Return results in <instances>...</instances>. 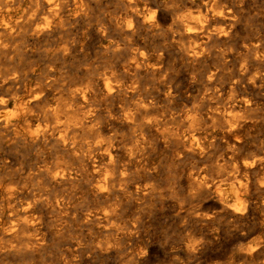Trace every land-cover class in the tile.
<instances>
[{"label":"rangeland","instance_id":"374dc122","mask_svg":"<svg viewBox=\"0 0 264 264\" xmlns=\"http://www.w3.org/2000/svg\"><path fill=\"white\" fill-rule=\"evenodd\" d=\"M31 1L20 0L18 14ZM55 3L57 24L38 36L10 37V47L0 48V73L19 75L10 90L0 87V264H258L240 252V235L264 232L261 205L246 218L219 215L208 223L188 211L212 198L193 194V176L227 186L248 181L253 197L264 194V0ZM39 7L44 25L51 7ZM130 8L139 19L128 25L120 19ZM155 8L162 13L152 25ZM218 11L237 17L233 30L202 37L206 53L188 56L184 51L194 42L178 34L175 23L201 24ZM209 23L210 29L223 25ZM107 82L128 89L108 92ZM33 94L41 100L27 112L18 110L16 99ZM140 96L155 105L126 118ZM55 106L70 115L68 140L28 135V124L41 135L67 122L49 118ZM80 115L84 125L76 120ZM252 162L257 167L251 173L241 172ZM62 169L69 175L56 177ZM189 239L201 243L194 252L183 247Z\"/></svg>","mask_w":264,"mask_h":264},{"label":"bare ground","instance_id":"6f19581e","mask_svg":"<svg viewBox=\"0 0 264 264\" xmlns=\"http://www.w3.org/2000/svg\"><path fill=\"white\" fill-rule=\"evenodd\" d=\"M57 0H44L43 2L40 1V0H33L32 2V6L31 8L27 11H24L20 14H18V9L21 7L20 5V0L16 1V0H0V48L3 49V50H7L9 47H10V44H9V39L10 37H13L15 35H18V34H23L25 32H29L31 35L33 36H38L40 33H43L44 31L50 29V27L52 26V24L54 23L55 21V17H56V14H57V11H58V8H57V4L55 3ZM127 1V0H126ZM134 0H128V3L131 5V2H133ZM156 2V1H155ZM167 2V1H166ZM60 3V2H59ZM157 3V2H156ZM161 3V2H160ZM159 3V4H160ZM165 3V2H164ZM163 3V5H164ZM217 3V2H216ZM24 4V3H23ZM40 4H46L48 5L49 7H51L50 9V13L48 16V19L44 22L45 24L44 25H41L40 24V20L39 19V6ZM214 4V3H213ZM218 4V3H217ZM30 5V4H29ZM173 5V4H172ZM213 6V5H212ZM132 7V6H130ZM137 7V6H136ZM166 7V6H165ZM217 7V5H216ZM221 7V6H220ZM29 8V7H28ZM134 8V7H133ZM214 8V7H213ZM219 8V7H218ZM22 9V8H21ZM135 9V8H134ZM160 9H153L152 11V15H151V19L152 22L151 24L154 25V24H158V19L157 20H154V17H158L160 18V12L159 11ZM223 10V9H222ZM162 11V10H161ZM136 12V11H135ZM133 10H128L126 11V13L124 12V16L122 15V17L124 18H121L120 20L123 22L126 21V23L128 25H131L133 21H136L137 22V19H139L138 15L135 13ZM172 12V11H170ZM224 11H218L216 13H212L211 17L209 16V18L205 17L204 20H206L204 23H199L198 21H191V20H182V21H178L175 23L174 26H177L179 29H180V35H186L187 38L190 39V41L194 42V44L192 45H189L188 48L184 51L186 52V54L188 56H191V57H197L198 55H200L203 52H205L204 50H202V42H199V40L202 38V37H205L206 39H210L211 37L214 38V36H221V35H226L228 33H230L233 28H234V25L235 23V19L236 18V21H237V17H234L232 14L230 13H224ZM234 12V11H233ZM138 13V12H137ZM207 13V11H206ZM167 15V14H166ZM207 15V14H206ZM232 15V16H231ZM236 16V15H235ZM57 18V17H56ZM147 18V17H146ZM174 18V17H172ZM202 18V17H201ZM239 18V17H238ZM117 19V18H116ZM141 19V17H140ZM164 19V18H163ZM169 19V18H168ZM180 19V18H178ZM211 19H218V20H221L223 22V25L221 24V28L220 29H215V28H212L210 29L209 28V21ZM154 20V21H153ZM201 20V19H200ZM120 21V22H121ZM141 21V20H140ZM168 21H171V17H170V20ZM173 21V20H172ZM176 21V20H175ZM56 22V21H55ZM174 22V21H173ZM215 22V21H214ZM115 23V22H114ZM122 23V22H121ZM57 24V22H56ZM165 24V23H164ZM212 24V23H211ZM220 24V23H219ZM55 25V24H54ZM136 25V24H135ZM134 25V26H135ZM143 25V24H142ZM145 25V24H144ZM147 25V24H146ZM150 25V24H148ZM147 25V26H148ZM216 25V24H215ZM117 26V25H116ZM122 26V24H121ZM137 26V25H136ZM135 26V27H136ZM139 26V25H138ZM173 26V27H174ZM55 27V26H54ZM101 27V25H100ZM98 28V27H97ZM123 28V27H122ZM163 28V27H162ZM177 28V29H178ZM52 29V28H51ZM102 29V28H101ZM164 29V28H163ZM215 29V30H214ZM104 30V28H103ZM172 30V29H171ZM100 31V30H99ZM167 31V30H166ZM173 31V30H172ZM175 31V29H174ZM235 31V30H234ZM102 32V31H101ZM105 32V31H104ZM168 32V31H167ZM169 32H171L169 30ZM244 32V31H243ZM60 33V32H59ZM163 33V32H162ZM234 34V32H232ZM101 34V33H100ZM173 34V33H172ZM104 35V34H103ZM24 36V35H23ZM26 36V35H25ZM29 37V35H28ZM223 37H227L228 36H223ZM178 37H176L177 39ZM230 38V37H229ZM206 39H204L206 41ZM217 39V38H216ZM213 40V39H212ZM19 41V40H18ZM118 41V40H116ZM173 41V40H172ZM175 41V40H174ZM189 41V40H188ZM180 42V41H178ZM215 42V41H214ZM20 43V41H19ZM113 43V42H112ZM188 43V42H187ZM190 43V42H189ZM16 44V43H14ZM175 44V43H174ZM180 44V43H179ZM178 44V45H179ZM184 44V43H183ZM207 44V43H206ZM20 45V44H19ZM110 45V44H109ZM208 45V44H207ZM206 45V46H207ZM184 46H186L184 44ZM16 47V46H15ZM114 47V46H113ZM121 47V46H120ZM177 47V45H176ZM264 47V46H263ZM247 48V47H245ZM12 49V48H11ZM16 49V48H15ZM117 49V47H116ZM185 49V47H184ZM206 49V48H205ZM256 49V48H255ZM131 50V48H130ZM135 50V49H134ZM182 50V48H181ZM249 50V49H248ZM264 50V49H263ZM15 52V51H14ZM144 52V51H143ZM250 52V51H249ZM257 52V51H256ZM206 53V52H205ZM254 53H255V50H254ZM130 54V53H129ZM248 54V53H247ZM16 55V54H15ZM149 55V54H148ZM156 55V54H155ZM264 55V54H263ZM4 56V55H3ZM138 65V67H140L141 64H143V60L141 61L138 56H137V53L134 52V54L132 55ZM152 56V55H151ZM144 57V55H143ZM147 57V56H146ZM161 57V56H160ZM131 58V57H130ZM154 58V57H153ZM142 59V58H141ZM159 59V57H158ZM157 59V60H158ZM192 59V58H191ZM259 59V58H258ZM195 60V59H194ZM153 61V60H152ZM260 61V60H259ZM149 62V61H148ZM151 62V61H150ZM135 63V62H134ZM147 63V62H146ZM152 64V62H151ZM147 65V64H146ZM12 68V67H10ZM18 68V67H17ZM142 68V67H141ZM158 68V67H157ZM14 70V69H13ZM246 72V71H245ZM112 73V72H111ZM106 74V73H105ZM213 75V74H212ZM113 76V75H111ZM110 76V77H111ZM117 76H115L116 78ZM253 77V75H252ZM48 78V77H47ZM114 78V79H115ZM254 78V77H253ZM258 78V77H257ZM114 79L112 81H114ZM256 79V78H255ZM259 79V78H258ZM17 80H19V75L17 74V71L14 70V71H11V69H7L5 70L4 72H1L0 73V87L2 88H5L6 90H10L11 87L13 86L14 83H17ZM116 80V79H115ZM129 80V79H128ZM260 80V79H259ZM90 81V80H89ZM111 81V80H110ZM136 82V81H135ZM99 83V82H98ZM120 83V82H119ZM127 83V82H126ZM125 84V83H124ZM123 84V85H124ZM128 84V83H127ZM133 84V83H132ZM252 84V83H251ZM90 85V84H89ZM123 85H120V84H111L110 82H107L106 83V88L104 89H107L108 92H112V91H121V90H125V89H128L127 87L123 86ZM131 86V84H130ZM254 86V85H253ZM257 86V85H256ZM20 87V86H19ZM104 87V86H103ZM133 89L135 86H131ZM17 88V87H16ZM90 89V88H89ZM136 89V88H135ZM236 89V88H235ZM17 90V89H16ZM91 90V89H90ZM2 91V89H1ZM13 91V90H12ZM140 91V90H139ZM9 92V91H8ZM105 92V91H104ZM124 92V91H123ZM19 93V92H18ZM81 93L83 96H86L88 92L87 89H83L81 90ZM107 93V92H106ZM118 93V92H117ZM125 93V92H124ZM133 93V92H132ZM140 93V92H139ZM142 93V92H141ZM144 93V91H143ZM142 93V94H143ZM147 93V92H146ZM8 94V93H7ZM13 94V93H12ZM15 94V93H14ZM138 94V93H137ZM124 95V94H123ZM144 95V94H143ZM20 96V95H19ZM120 96V95H119ZM136 96V94H135ZM2 97H5V96H2ZM125 97H126V94H125ZM141 97V96H140ZM6 98V97H5ZM128 99V98H127ZM136 99V98H134ZM149 99V98H148ZM147 98H139L138 100H136L137 102L134 103V105H131L132 107L126 112L125 116L126 118L128 119H131L132 120L134 119L133 117L136 116L138 113L140 112H147L148 109L150 108L151 106V102L150 100H148ZM153 99V98H152ZM41 100V96L39 94H33V95H30L29 97H18L16 99V104H17V109L18 110H21L22 112H27V110L32 106L33 103H36V102H39ZM124 100V99H123ZM45 101V100H44ZM132 101V99H131ZM243 101V100H242ZM250 101V100H249ZM46 102V101H45ZM135 102V101H134ZM128 103V102H126ZM247 103V102H246ZM5 104V101L4 99L0 100V105H3ZM37 104V103H36ZM44 103H41L39 105H42ZM124 104V103H123ZM250 104V103H249ZM155 105V104H153ZM152 105V106H153ZM243 105V104H242ZM246 105V104H245ZM45 106V105H44ZM44 106L42 107L43 110H44ZM127 106V105H126ZM151 106V107H152ZM248 106V105H246ZM2 107V106H1ZM40 107V106H38ZM155 107V106H154ZM4 108V107H3ZM126 108V107H124ZM152 110V108H151ZM196 110V109H195ZM122 111V110H121ZM125 111V110H124ZM150 111V110H149ZM45 112V111H44ZM114 113V112H113ZM125 113V112H124ZM48 114H49V118L50 119H59L60 117H66L65 120H67V122H65L64 124H54V125H50L51 128L44 131L40 134L38 133H34L30 128H29V124H28V127H25L26 130H27V134L30 135V136H36V137H43V138H54L58 141H63L65 143L66 139H67V136L69 134H67L69 131L67 130L69 128V121H70V115H68V112L67 111H62V109H60L58 106H55L53 108H50L48 110ZM72 114V113H71ZM123 114V113H122ZM47 115V113H46ZM45 115V116H46ZM79 115V114H78ZM123 116V115H122ZM197 116V115H196ZM62 117V118H63ZM77 117V116H76ZM124 117V116H123ZM201 117V116H200ZM219 117V116H218ZM47 118V117H46ZM73 118V117H72ZM4 120V118H3ZM29 120V119H27ZM46 120V119H45ZM80 123H82L84 125L85 121H86V118L84 115H80L77 117V119ZM10 121V120H9ZM31 121V120H30ZM48 121V120H47ZM51 121V120H50ZM174 121V120H172ZM7 122V120H6ZM73 122V121H72ZM78 122V123H79ZM135 122V121H133ZM50 123V122H49ZM81 124V125H82ZM172 124V123H171ZM140 126V125H139ZM81 127V126H80ZM142 128V126H140ZM200 127V126H199ZM28 128V129H27ZM73 128V127H72ZM87 128V127H86ZM162 128V127H160ZM88 129V128H87ZM186 129V128H185ZM74 130V129H73ZM195 130V129H194ZM232 130V129H231ZM59 131H62L63 133L61 135H58L57 133ZM75 131V130H74ZM73 131V132H74ZM95 131V130H94ZM131 131V130H130ZM71 132V131H70ZM72 133V132H71ZM79 134V132H77ZM25 134V133H24ZM26 134V135H27ZM35 134V135H34ZM91 134V133H90ZM25 135V136H26ZM94 135V134H93ZM139 135V134H138ZM91 136V135H90ZM89 137V136H88ZM90 138V137H89ZM112 138V137H111ZM176 138V137H175ZM93 139V138H92ZM102 139V138H101ZM113 139V138H112ZM183 139V138H182ZM68 140V139H67ZM57 141V142H58ZM83 141V140H82ZM166 141V140H165ZM164 141V142H165ZM168 141V140H167ZM81 143V142H80ZM112 143V141H111ZM19 144V143H18ZM63 144V143H62ZM106 144H108L106 142ZM109 146V145H108ZM107 146V147H108ZM137 146V145H136ZM82 147H84L82 145ZM92 147V146H91ZM188 147V146H187ZM94 148V147H93ZM113 148V147H112ZM111 148V149H112ZM137 148V147H136ZM115 149V148H114ZM135 149V148H134ZM138 149V148H137ZM77 150V149H76ZM90 151V150H89ZM111 151V150H110ZM193 151V150H192ZM201 151V150H200ZM91 152V151H90ZM111 153V152H110ZM83 154V153H82ZM78 155V154H77ZM85 155V154H84ZM88 155V154H87ZM171 155V154H170ZM248 162V161H247ZM260 163V162H259ZM66 164V163H65ZM84 164V163H83ZM114 164V163H112ZM86 165V164H85ZM87 166V165H86ZM84 167V166H83ZM241 168V172L243 171L245 174H248L252 169H254L255 167H257L256 163L252 162V163H244L240 166ZM85 168V167H84ZM109 168V166L107 167ZM110 168H113L110 167ZM239 168V167H238ZM237 168V170H238ZM259 168V167H258ZM261 168V166H260ZM40 169V168H39ZM66 169V168H65ZM87 169V167H86ZM257 169V168H256ZM48 170V168H47ZM109 170V169H108ZM236 170V171H237ZM88 171V170H86ZM85 171V172H86ZM107 171V170H106ZM214 171V170H213ZM196 172V171H195ZM241 172H239V174H242ZM254 172V170H253ZM259 172V171H258ZM70 173V172H69ZM251 173V172H250ZM264 173V172H263ZM58 174V175H57ZM84 174V172H83ZM86 174V173H85ZM69 174L67 172H65L64 169H62L61 171H59L58 173L55 174V176H59L60 178H64L66 176H68ZM110 175V174H109ZM226 175V174H225ZM224 175V176H225ZM232 175V174H231ZM236 175V174H235ZM223 176V177H224ZM89 177V176H88ZM111 177V176H110ZM228 177V176H227ZM233 177V176H231ZM236 177V176H235ZM54 178V177H53ZM109 177L107 176V179ZM191 178V177H190ZM220 178V177H219ZM239 178V177H238ZM247 178V177H246ZM110 179V178H109ZM221 179V178H220ZM229 179V178H228ZM230 180V179H229ZM228 180V182H229ZM232 180V179H231ZM111 181V180H109ZM234 181V179H233ZM225 182V181H224ZM232 182V181H230ZM108 183V181L106 179L103 180L102 184L105 186L106 184ZM233 185L231 186H227L224 185V183H222L221 181H210V180H207L205 178H199V177H192L191 179V187H192V192L193 194H198V195H206V196H210L212 197L211 199H209L208 202H198V203H195L191 206L190 210L188 211L194 218H196V220H199L200 222L201 221H205V222H210L212 220H214L217 216L219 215H230V216H240V217H245L246 218V215L249 214L252 206L254 204H259L263 207V210L264 211V194L263 193H259L257 192V189H256V192L257 194H261L256 197H253V187L255 188V186L252 185L250 186L249 185V182L248 181H245L243 183H232ZM189 185H190V182H189ZM229 185V183H228ZM256 185V183H255ZM258 187V185H256ZM260 186V185H259ZM190 187V186H189ZM252 187V189L250 188ZM256 187V188H257ZM262 187H264L262 185ZM261 187V189H262ZM259 188V187H258ZM103 189V188H102ZM105 190V189H104ZM139 190V189H138ZM151 190V189H149ZM154 190V189H153ZM171 190V189H170ZM175 190V189H174ZM156 191V190H155ZM173 191V190H172ZM102 192V191H101ZM137 192V191H136ZM148 192V191H147ZM158 192V191H157ZM174 192V191H173ZM190 194V189L188 191ZM146 193V192H145ZM161 193V192H160ZM159 193V194H160ZM177 193V191H176ZM187 194V195H188ZM175 195V194H174ZM173 195V196H174ZM161 196V195H160ZM194 196V195H193ZM151 197V196H150ZM163 197V196H162ZM176 197V195L174 196ZM190 197V196H189ZM202 197V198H203ZM179 198V197H178ZM183 198V197H182ZM187 198V197H186ZM206 198V197H205ZM55 199V198H54ZM195 199V197H194ZM204 199V198H203ZM202 199V200H203ZM232 199V200H230ZM191 200V199H190ZM196 200V199H195ZM180 201H183L182 199ZM179 202V200H178ZM184 203V202H183ZM186 204V202H185ZM188 204V203H187ZM191 204V203H190ZM112 205V204H111ZM181 205V203L179 204ZM110 206V204H109ZM260 206V207H261ZM259 207V208H260ZM103 208V207H102ZM111 208V207H110ZM101 209V208H100ZM104 209V208H103ZM114 209V208H112ZM255 209V208H254ZM253 209V210H254ZM262 209V208H260ZM111 212V211H110ZM116 212V211H115ZM254 212V211H253ZM261 212V211H259ZM102 213V212H101ZM108 214V212H106ZM113 213V212H111ZM184 213H186L184 211ZM253 214V213H252ZM263 214V213H262ZM93 215V214H91ZM115 215V214H114ZM113 215V217H114ZM189 215V214H187ZM190 215V216H191ZM98 216V215H97ZM100 216V215H99ZM107 216V215H106ZM110 216V214L108 215ZM229 216V218H230ZM255 216V214H254ZM112 217V218H113ZM187 217V216H185ZM116 218V217H115ZM258 218V217H257ZM263 218V217H262ZM231 219V218H230ZM234 219V217H233ZM242 219V218H241ZM254 219V218H253ZM114 220V219H113ZM112 220V221H113ZM222 220V219H221ZM226 220V219H225ZM224 220V222H225ZM245 220V219H244ZM108 221V220H107ZM111 221V222H112ZM115 221V220H114ZM223 221V220H222ZM229 221V220H228ZM251 221V220H250ZM259 221V219L257 220ZM261 221V220H260ZM263 221V220H262ZM106 222V221H105ZM110 222V220H109ZM117 223V221H116ZM119 223V222H118ZM118 227L120 228V225L121 224H118ZM232 223V222H231ZM234 223V222H233ZM241 223V221H240ZM110 224V223H108ZM112 224V223H111ZM203 224V223H202ZM263 224V223H262ZM114 225V224H113ZM200 225V224H199ZM210 225V224H208ZM236 225V224H234ZM245 226V224H243ZM247 225V224H246ZM253 225V224H252ZM12 226V225H11ZM69 226V225H68ZM207 226V225H206ZM243 226V227H244ZM116 230H118L117 228ZM237 227V226H236ZM242 227V229H243ZM239 228V227H238ZM241 229V231H243ZM245 229V228H244ZM140 230V229H139ZM253 230V229H252ZM255 231V230H254ZM231 232V231H230ZM233 232V231H232ZM256 232V231H255ZM238 235V234H237ZM21 236V235H20ZM231 236V235H230ZM234 236V235H233ZM240 239L242 238L243 241H244V244L243 246L241 247V251L245 256L249 257L252 261L253 260H256L258 261V264H264V232L259 234V235H254L252 234V232L247 229V230H244L243 232H241V235H240ZM192 236H190L191 238ZM194 237V236H193ZM232 237V236H231ZM236 237V236H235ZM201 240V239H200ZM30 241V240H29ZM241 242V241H240ZM30 243L33 245L34 241H30ZM109 243V242H107ZM199 243L200 242H197L196 240L194 239H189L187 240L186 244L183 246L184 248H186V250L188 252H194L196 251L198 248H199ZM12 244V243H11ZM184 244V243H183ZM201 244V243H200ZM142 245V244H141ZM27 246V245H26ZM106 246V245H105ZM143 246V245H142ZM205 246V245H203ZM33 247V246H32ZM150 247V246H149ZM239 247V246H238ZM106 248V247H105ZM140 250V249H139ZM138 250V251H139ZM145 250V248H144ZM200 250V249H199ZM235 250V249H234ZM143 252V251H142ZM138 254V253H137ZM140 254V253H139ZM191 254V253H190ZM198 254V253H197ZM202 254V253H200ZM240 254V253H239ZM141 255V254H140ZM181 256V255H180ZM193 256V255H192ZM244 257V256H243ZM136 261V260H135ZM249 261V260H248Z\"/></svg>","mask_w":264,"mask_h":264}]
</instances>
